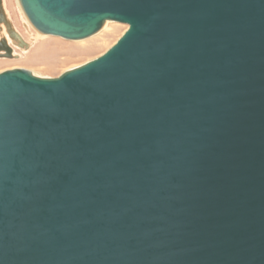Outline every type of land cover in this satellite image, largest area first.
<instances>
[{
	"label": "water",
	"instance_id": "obj_1",
	"mask_svg": "<svg viewBox=\"0 0 264 264\" xmlns=\"http://www.w3.org/2000/svg\"><path fill=\"white\" fill-rule=\"evenodd\" d=\"M16 1L42 37L127 30L0 72V264H264V0Z\"/></svg>",
	"mask_w": 264,
	"mask_h": 264
},
{
	"label": "rangeland",
	"instance_id": "obj_2",
	"mask_svg": "<svg viewBox=\"0 0 264 264\" xmlns=\"http://www.w3.org/2000/svg\"><path fill=\"white\" fill-rule=\"evenodd\" d=\"M3 1L15 29L28 47L14 49L16 52L14 55L17 56L15 59H0V72L21 68L30 70L39 76L55 78L70 68L99 57L127 30L125 25L110 23L96 36L81 42H69L42 36L34 39L31 34L37 33L30 26L31 34L27 32L26 21L22 20V18L25 20V17L17 1Z\"/></svg>",
	"mask_w": 264,
	"mask_h": 264
},
{
	"label": "bare ground",
	"instance_id": "obj_3",
	"mask_svg": "<svg viewBox=\"0 0 264 264\" xmlns=\"http://www.w3.org/2000/svg\"><path fill=\"white\" fill-rule=\"evenodd\" d=\"M18 4V3H17ZM3 8H4V11H5V13L7 14V16H8V18H9V20L11 21V19H10V17H9V15H8V13H7V10H6V8H5V3H4V1H3ZM12 17V16H11ZM22 20H23V22H25L26 21V19L24 20L23 18H22ZM11 23H12V21H11ZM26 23V28H27V32L28 33H30L31 34V30H30V28H29V24L27 23V21L25 22ZM12 25H13V23H12ZM106 27V26H105ZM13 28L15 29V27H14V25H13ZM32 29V28H31ZM33 30V29H32ZM15 31L19 34V32L15 29ZM32 35V37L34 38V39H36V37H40L38 34H31ZM19 36H21L20 34H19ZM7 38V37H6ZM21 38H23L22 36H21ZM36 41V40H35ZM7 43H8V45H9V47H11V49H12V52H13V54H16V52H15V50L14 49H16L17 50V46L16 45H14V44H12V42L10 41V39H8L7 38ZM33 44V43H32ZM24 52V51H23ZM25 53V52H24ZM37 76H39V75H37ZM41 77H44V76H41Z\"/></svg>",
	"mask_w": 264,
	"mask_h": 264
}]
</instances>
